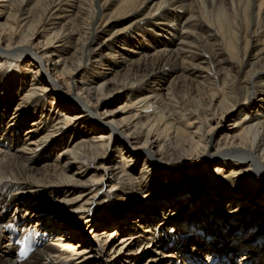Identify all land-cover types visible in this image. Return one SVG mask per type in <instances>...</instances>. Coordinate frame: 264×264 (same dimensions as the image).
<instances>
[{"label":"bare ground","instance_id":"6f19581e","mask_svg":"<svg viewBox=\"0 0 264 264\" xmlns=\"http://www.w3.org/2000/svg\"><path fill=\"white\" fill-rule=\"evenodd\" d=\"M100 2L0 0V264H264V0Z\"/></svg>","mask_w":264,"mask_h":264},{"label":"rangeland","instance_id":"374dc122","mask_svg":"<svg viewBox=\"0 0 264 264\" xmlns=\"http://www.w3.org/2000/svg\"><path fill=\"white\" fill-rule=\"evenodd\" d=\"M126 0H101L100 4H104L105 5V9L103 12V17H102V21L100 22L102 25H104L110 18H117L119 19L118 21H122V22H127L128 20H132V18L135 16L134 15H130L133 14L132 13V8H130L129 5L125 4ZM251 2V0H221L220 3H218V0L215 1V7L212 6V2L209 1V3H207L206 0H202L203 6H204V11L206 12V14L209 15H215L217 14V11L215 9H219L222 11V14L227 17V20H229L230 23H232V25L235 24L236 20L239 18L238 14H244V26L242 27V31L239 34H234L232 36H230L231 38L226 37V41L228 46H230L232 48L229 49L230 50V55H232L233 58H235L238 55L243 54V48H245L246 45V53H249V51H252V42L251 39L249 38V33L250 31H252V27H251V23L249 20V3ZM232 5H234V9L232 8ZM90 6L92 7V15H96L97 11L95 10V0H91ZM130 15V17H129ZM218 15V14H217ZM241 16V17H242ZM243 18V17H242ZM217 19V16L216 18ZM226 20V19H224ZM221 24V23H220ZM220 27L218 26V29ZM222 36H223V30L221 31ZM235 33H238L235 31ZM234 36V37H233ZM233 37V38H232ZM224 38V36H223ZM245 50V49H244ZM14 68V67H13ZM11 66L9 65H4V67H2L0 73H2L4 75V80L7 78L8 75H10L13 71V69ZM184 87V89H183ZM181 89H178V92H176L175 96L177 98V100H181L183 101V104H187V108L189 109V107L191 108V106L188 104V102H191L193 98H195L196 100H198L197 97H199L198 93L195 91V87L192 85H185L183 86ZM193 87V89H192ZM205 91V90H204ZM207 91V90H206ZM194 92V93H193ZM206 93V92H205ZM208 94V92H207ZM61 95V94H60ZM198 95V96H197ZM124 96V94H116L115 96H109L108 99H102L97 103V99H95L93 101L94 104H98L97 107L98 109L104 113V112H109V111H113L116 110L118 108V106L123 105L122 103V97ZM183 96V97H181ZM180 97V98H179ZM67 99L65 96L61 95V101L60 102H65ZM101 99V98H100ZM179 100V101H180ZM187 102V103H186ZM183 107H185L183 105ZM229 122L227 121L225 125H228ZM60 150H57V152ZM261 205H263V203H261ZM34 210V209H33ZM47 216V215H45ZM47 217H53L55 218V220L57 222L60 223V219L56 216V215H48ZM186 235L188 234L189 238H192L194 236H196V238H200L203 240H210L211 237L210 235L205 233V230L203 229V231L200 230V234H197V232L199 233V231L195 232L194 229L188 230L186 229ZM124 236L123 233L120 235V237ZM119 238L115 239V241L113 242V245H111L112 247L114 245H117L120 241H118ZM264 241V240H263ZM262 241V242H263ZM110 254L112 253V251L109 252ZM144 262V261H143ZM131 264V263H129Z\"/></svg>","mask_w":264,"mask_h":264}]
</instances>
